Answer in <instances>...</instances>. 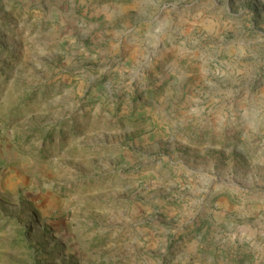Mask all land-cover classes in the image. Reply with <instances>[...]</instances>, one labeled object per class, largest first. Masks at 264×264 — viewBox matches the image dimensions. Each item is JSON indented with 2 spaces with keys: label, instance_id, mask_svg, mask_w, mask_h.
I'll return each mask as SVG.
<instances>
[{
  "label": "rangeland",
  "instance_id": "obj_1",
  "mask_svg": "<svg viewBox=\"0 0 264 264\" xmlns=\"http://www.w3.org/2000/svg\"><path fill=\"white\" fill-rule=\"evenodd\" d=\"M0 264H264V0H0Z\"/></svg>",
  "mask_w": 264,
  "mask_h": 264
}]
</instances>
